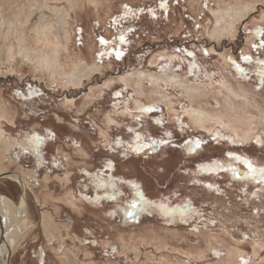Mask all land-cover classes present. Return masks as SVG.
<instances>
[{
  "label": "rangeland",
  "instance_id": "obj_1",
  "mask_svg": "<svg viewBox=\"0 0 264 264\" xmlns=\"http://www.w3.org/2000/svg\"><path fill=\"white\" fill-rule=\"evenodd\" d=\"M108 3L86 1L74 16L71 53L102 69L83 85L49 83L29 64L1 68L11 148L0 167L25 186L0 180V195L17 207L24 195L31 223L15 251L10 231L9 264H63L66 246L83 264H264V181L246 163L264 168V3L219 42L208 35L219 0ZM191 106L253 136L197 126ZM43 212L81 241L49 244Z\"/></svg>",
  "mask_w": 264,
  "mask_h": 264
},
{
  "label": "bare ground",
  "instance_id": "obj_2",
  "mask_svg": "<svg viewBox=\"0 0 264 264\" xmlns=\"http://www.w3.org/2000/svg\"><path fill=\"white\" fill-rule=\"evenodd\" d=\"M86 1L88 3L89 2L92 3V5L91 4H88V5L93 6L95 10H98V8L101 7L107 11L110 7V4L108 3V1L110 2V0H0V76H2V73H3L1 72V68L5 65L9 66V63L14 61V63L16 62V65H21V63L29 64L37 72L45 74L49 80V83H53L55 80L65 81L66 82L65 86L67 88L69 86H73L75 88V87L83 85L85 80L88 81V79H90L94 74L96 73L98 74V72H102L101 66H99L96 62L91 63L85 60L84 57L82 58V54L80 51H77V52L74 51V53L72 54L71 53L72 51L70 49V45L72 41V32H74V29H75L73 27L74 22H75L74 20L76 19L74 18V16L76 17V13H78L79 10L83 8L82 6L84 3H86ZM219 1L222 2V4L224 2V6H219L216 3L217 10L216 11L213 10L214 20H215L214 29L211 28L213 29V31L210 29L212 32L211 33L208 32V35L210 36L211 40H215L218 42L221 41V39L225 38L226 36L234 37V34L237 30V24L243 18L248 16L256 8V4L258 2L264 3V0H234L235 3L233 5L231 3L228 4L227 2H225V0H219ZM62 2H66V5L63 6L61 4L62 5L61 6L58 4ZM95 10H94V13H95ZM211 12H212V9H211ZM229 89H230V86H229ZM245 99H247V97ZM232 103L235 106V103L234 102ZM67 104H68V101H67ZM228 106H231V104ZM1 107H2V104H1ZM194 107L191 106L190 109L186 111V113L190 117L191 121L194 122V124L197 126H200L202 128H205L207 125H210V127H213L214 125L215 126L221 125L223 127L226 126L225 128L231 129V132L233 129L234 132L236 133L237 138L242 139L243 141H249L251 137L253 136L252 135L253 127L252 129H247L249 128L247 127L246 128L247 130L245 128L244 129L242 128L245 131L242 130L239 133L236 130V127L238 125L234 127L232 125L233 124L232 122L224 121L219 116L217 115L215 116V114L211 115L209 112L205 111V109L204 110L201 108L196 109ZM241 108H243V106ZM3 109L4 111L8 113L10 112L7 107L3 106ZM234 109H237V108H234ZM243 111L245 110L243 109ZM168 112L170 113V111ZM235 112L236 111L234 110V114ZM229 115L233 116L232 114H229ZM229 115H226V117ZM2 116L4 117L3 113H2ZM234 117H237V116H234ZM245 117L247 116L245 115L244 118ZM248 118H247V121H248ZM244 120L243 122H245ZM100 131L102 132V129ZM0 132H1V129H0ZM9 141L10 140L4 138L3 134L2 135L0 134V161L4 159L2 157L3 154L1 153L7 151L8 148H11L9 147V144H10ZM1 168L2 167H0V180L12 179L16 183H18L23 189V186H25V182H23L24 178L22 177V174H21L22 172L9 174V173H6L5 170ZM68 178L69 177L66 176L65 180H68ZM21 199H22L20 200L22 203L21 207H17L7 197L0 196V235L3 234L5 236L1 244L2 248H0V264L6 263L5 256H7V253L5 249L7 245V238L9 236L10 231H12L11 239H13L11 241L12 243H10V245L13 248L12 247L10 248H12L13 251L17 250L18 247L23 245L22 244L23 241H25L28 235H30L31 223H29L30 221H29V215L27 213V203L25 201V196L23 195ZM54 200H55V196H52V194L47 195L44 203L49 205V203H51L52 201H53L52 203H54ZM56 200L58 201V198ZM73 200L74 199L72 198H68V199L60 200V201L62 202L66 201L68 204L69 203L71 204ZM43 213H44L43 215L44 223L43 224H44L45 233L47 235L49 244L52 245L53 239L54 240L58 239L61 243H63L65 237L71 240L72 242H75L76 239L79 240L78 236H75V235L73 236L72 234L73 231L70 230L68 227L56 223V220L53 214H50L48 212H43ZM4 223H6V225H4ZM105 246H109V243L106 242ZM67 247L68 246H66L62 254H59L60 252H57L58 254H56L60 262L63 264H83L80 261L81 259L79 258L78 250H75V249L70 250V249H67ZM53 250L55 252L57 251L54 248ZM230 254H233V253L230 252ZM86 255L89 256L90 255L89 252L86 253Z\"/></svg>",
  "mask_w": 264,
  "mask_h": 264
},
{
  "label": "snow or ice",
  "instance_id": "obj_3",
  "mask_svg": "<svg viewBox=\"0 0 264 264\" xmlns=\"http://www.w3.org/2000/svg\"><path fill=\"white\" fill-rule=\"evenodd\" d=\"M101 43H106V41H104L103 39H101ZM261 46H264V42L261 43ZM245 59H248L247 57H245ZM262 75H264V72L261 73ZM246 163L248 164V168H249V175L253 176V177H257L259 176L261 181H264V168L261 169H256L252 166L250 161H246ZM132 207H135V204L132 205Z\"/></svg>",
  "mask_w": 264,
  "mask_h": 264
},
{
  "label": "water",
  "instance_id": "obj_4",
  "mask_svg": "<svg viewBox=\"0 0 264 264\" xmlns=\"http://www.w3.org/2000/svg\"><path fill=\"white\" fill-rule=\"evenodd\" d=\"M1 196V195H0ZM4 235L3 234H1L0 235V248H2L1 246V244H2V242H3V239H4ZM10 257H11V253L9 252L8 254H7V257H6V263L5 264H9V261H10Z\"/></svg>",
  "mask_w": 264,
  "mask_h": 264
}]
</instances>
